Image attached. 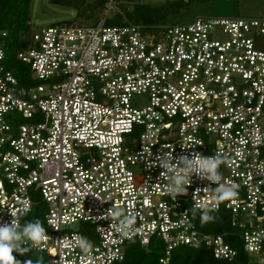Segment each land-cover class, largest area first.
<instances>
[{
  "label": "built area",
  "instance_id": "built-area-1",
  "mask_svg": "<svg viewBox=\"0 0 264 264\" xmlns=\"http://www.w3.org/2000/svg\"><path fill=\"white\" fill-rule=\"evenodd\" d=\"M108 20L33 32L18 54L28 86L7 69L0 30V224L11 213L22 224L43 203L42 254L63 264H123L131 241L161 243L160 264L181 247L264 264V13L161 27ZM166 154L174 165L221 158V183L238 195L215 212L229 215L231 232L200 230L190 211L214 205L216 184L192 174L187 194H165ZM111 208L135 216L131 239L103 218ZM81 236L93 244L87 254Z\"/></svg>",
  "mask_w": 264,
  "mask_h": 264
},
{
  "label": "trees",
  "instance_id": "trees-1",
  "mask_svg": "<svg viewBox=\"0 0 264 264\" xmlns=\"http://www.w3.org/2000/svg\"><path fill=\"white\" fill-rule=\"evenodd\" d=\"M33 0H0V30L8 32V38L3 43L6 53V67L19 80L21 86H28L32 83V75L29 67L23 64L18 59V54L25 49L29 44V39L26 35L29 34L31 27V6ZM100 7H105V1L98 0ZM177 4L174 3V5ZM136 20L135 23L144 25H155L158 23V17L163 16V10L151 5H142L135 8ZM107 25H123L119 19L108 20ZM99 24V22H97ZM96 24V25H97ZM45 206L43 203H37L32 212L24 219L31 220L39 218L44 224ZM211 215L216 219L210 221L203 226L201 225L200 213L195 214L200 230L209 234H227L232 231L229 215L226 212H212ZM22 223V224H23ZM228 242L235 248L241 249V244L236 242L231 236L227 237ZM126 258L123 264H160L162 250L153 243L149 248L142 247L139 242L131 241L126 247ZM38 253L33 251L20 255L13 253L18 261L23 264L24 261L35 258ZM45 260H49L45 254H42ZM243 254L241 259H243ZM170 264H228L225 261L217 260L211 251L207 249H192L181 247L175 249L172 254Z\"/></svg>",
  "mask_w": 264,
  "mask_h": 264
},
{
  "label": "rangeland",
  "instance_id": "rangeland-1",
  "mask_svg": "<svg viewBox=\"0 0 264 264\" xmlns=\"http://www.w3.org/2000/svg\"><path fill=\"white\" fill-rule=\"evenodd\" d=\"M98 0H33L31 6L30 35L42 28L60 23H68L80 27L96 26L106 16L111 20H136L135 8L151 5L163 10L158 23L153 26H170L189 24L197 18L209 19H255L264 13V0H115L114 10L108 5L100 7ZM174 5V3H176ZM141 24V23H138ZM264 50V39L257 43ZM73 229H77L74 226ZM156 246L161 251L163 245ZM163 251V250H162ZM261 261L260 258L255 260Z\"/></svg>",
  "mask_w": 264,
  "mask_h": 264
},
{
  "label": "clouds",
  "instance_id": "clouds-1",
  "mask_svg": "<svg viewBox=\"0 0 264 264\" xmlns=\"http://www.w3.org/2000/svg\"><path fill=\"white\" fill-rule=\"evenodd\" d=\"M173 158L170 154H166V160L162 164L163 167L170 169L171 175L168 176V184L165 188V194L176 196L187 194V187L191 184L192 174L199 175L202 179L216 184L215 189L217 196L216 202L212 206H200V220L201 225L213 221L215 216L212 212L218 211L219 202L229 200L238 195L236 186L228 183H221L222 174L219 171L221 158L219 156H203L194 155L191 158L187 156L177 157V164H172ZM183 164L184 167L179 165ZM190 211L195 216L197 209L194 207ZM12 221L10 223L0 224V264H21L13 253L25 255L31 253L33 249L37 251L35 258H30L23 262V264H63V258L59 261L45 260L42 255L43 246L45 242L50 239L43 226V222L39 218L26 220L23 224L19 219L12 214ZM111 218L116 221V231L124 238L131 239L132 233L136 231L133 227L135 223L134 215H126L122 208H111L103 218ZM55 227V225H53ZM77 245L85 254L89 253L93 244L87 237H79Z\"/></svg>",
  "mask_w": 264,
  "mask_h": 264
},
{
  "label": "bare ground",
  "instance_id": "bare-ground-1",
  "mask_svg": "<svg viewBox=\"0 0 264 264\" xmlns=\"http://www.w3.org/2000/svg\"><path fill=\"white\" fill-rule=\"evenodd\" d=\"M155 1H157V0H155Z\"/></svg>",
  "mask_w": 264,
  "mask_h": 264
}]
</instances>
